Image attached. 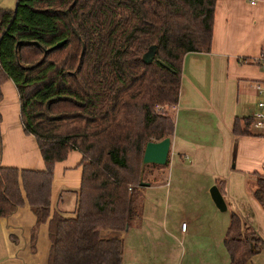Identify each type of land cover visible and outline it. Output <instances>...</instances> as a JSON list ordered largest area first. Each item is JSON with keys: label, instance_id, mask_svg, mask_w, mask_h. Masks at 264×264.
Here are the masks:
<instances>
[{"label": "trees", "instance_id": "16d2710c", "mask_svg": "<svg viewBox=\"0 0 264 264\" xmlns=\"http://www.w3.org/2000/svg\"><path fill=\"white\" fill-rule=\"evenodd\" d=\"M215 2L16 0L0 9V101L12 81L22 129L44 162L42 170L0 164V218L27 203L36 225L47 222V264H122L123 233L141 217L140 182L159 166L142 165L145 144L174 133L183 57L209 52ZM150 45L156 53L144 64ZM252 121L235 118L233 134L264 135ZM73 150L81 154L74 204L51 212L54 164ZM253 175L251 194L264 210V170ZM222 241L228 264H248L264 249L235 212Z\"/></svg>", "mask_w": 264, "mask_h": 264}, {"label": "crops", "instance_id": "0c3cea01", "mask_svg": "<svg viewBox=\"0 0 264 264\" xmlns=\"http://www.w3.org/2000/svg\"><path fill=\"white\" fill-rule=\"evenodd\" d=\"M15 5L16 0H0V9H13ZM262 50L264 0H216L210 50L184 55L179 99L171 108L174 133L170 137L167 159L177 155L188 165H177L174 174L166 165L153 167L151 175L153 173L155 179L144 185L158 187L154 182L159 174L167 173L169 179L173 175L176 189L184 186L187 193L194 196L178 211L195 222V232L208 231L210 264L229 262L222 241L224 218H219V239L212 235L217 232L215 219L219 210L209 202L211 185L220 191L219 182H225L224 191L220 193L229 217L231 212L237 213L242 228L255 230L264 240V210L248 186V180L254 179L253 174L264 170V135H234L232 132L235 118L249 117L257 109L260 95L256 86L264 89V68L259 61ZM9 81L1 85L0 164L42 170L44 162L36 140L22 129L16 88ZM250 129L263 132L252 126ZM80 159L81 154L73 150L54 164L51 212L57 205L70 207L67 205L69 196L80 184ZM164 185L170 188L169 182ZM158 205L161 207V203ZM158 207L153 206L145 222L140 217L137 224L123 233L122 264H145L141 258L132 260V256L140 254L145 229L150 230L147 237L151 247L160 244L159 236H172V231L182 236L188 234V225L181 231L180 224L184 221L178 223L177 212L170 211L166 215L167 209L160 212ZM49 248L48 224L36 225V216L27 203L0 218V264H47ZM248 264H264V249L254 254Z\"/></svg>", "mask_w": 264, "mask_h": 264}, {"label": "rangeland", "instance_id": "374dc122", "mask_svg": "<svg viewBox=\"0 0 264 264\" xmlns=\"http://www.w3.org/2000/svg\"><path fill=\"white\" fill-rule=\"evenodd\" d=\"M10 83L12 84V81ZM177 165L185 166L188 165V163H185V160L183 158L181 159L177 155L169 157L166 167L170 168V171L172 170L173 174ZM151 172H153V170L152 168H150V166H148L145 169V183H147L146 181H153L155 179L152 177L153 173L151 175ZM167 182L170 183V188L165 187L164 183ZM154 184L157 186L162 185V188H159V186L156 188H153V186L140 187V211L142 222L145 218L147 219V215L149 214L153 206L156 205V207H158V204L161 203V207H158L160 208V212H163L164 208L167 209L166 215H168L170 211L174 214L177 212L176 218L178 219V223L183 220L186 225H188V234L182 236L179 233L172 231V236L167 235L164 238L159 236L160 244H155V247H151V243L148 241L147 237L148 235H150V230L145 229L142 232L144 244L142 245V247H140V254L139 256H132V260L136 258L138 260L141 258L144 259L145 264H210V262H208V258L211 255V251L208 249V231L205 229H200L195 232V222L191 221L190 218L182 216V214L178 211V208L183 206L182 204H184L187 200L194 198V196L187 193V191L184 189V186H180L179 189H176L174 187L173 175L172 179H169L167 173L159 174L157 182H154ZM253 185L254 179H249V188L252 189ZM166 191H168L167 194ZM208 198L211 206L215 208L209 191ZM74 199V193L70 194L67 205H70V207H72V204H74ZM176 203H178V205H176ZM216 212L217 217L215 221L217 220V222L215 223H217L216 230L218 234L216 232L212 235L219 239V218H224V226L222 224L221 230L223 229V231L225 232V229L229 222V211ZM207 218H209V216L205 217L206 224L208 223ZM138 220L139 219H135L132 223V226L137 224ZM249 230L251 231V229ZM247 231V229L242 228L243 234H247ZM118 234L119 233L111 231H102L103 236H116ZM149 250L152 251L150 255L147 253Z\"/></svg>", "mask_w": 264, "mask_h": 264}, {"label": "water", "instance_id": "95a60500", "mask_svg": "<svg viewBox=\"0 0 264 264\" xmlns=\"http://www.w3.org/2000/svg\"><path fill=\"white\" fill-rule=\"evenodd\" d=\"M73 31L77 35V32L75 31V29H73ZM63 44H64V41L58 42L57 44L52 46L51 49L61 47ZM155 53H156V46L150 45L141 56L142 62L144 64H150L155 56ZM169 149H170V137H165L159 141L147 142L145 144L144 151H143L142 165H145V164H155L159 166L165 165L167 162ZM147 184L148 183H145L142 180L140 182L141 186H144ZM208 191H209L210 197L215 207L219 211H225L226 204L217 186L212 185Z\"/></svg>", "mask_w": 264, "mask_h": 264}, {"label": "built area", "instance_id": "2783aa9c", "mask_svg": "<svg viewBox=\"0 0 264 264\" xmlns=\"http://www.w3.org/2000/svg\"><path fill=\"white\" fill-rule=\"evenodd\" d=\"M259 61H260V65L264 68V50H262L260 53ZM256 88L258 90V94L260 95V98L256 103L257 109L251 115L253 120L252 127L264 131V89H262L261 86L259 85H257ZM186 226H187L186 223L182 222L180 224L181 231H185Z\"/></svg>", "mask_w": 264, "mask_h": 264}]
</instances>
